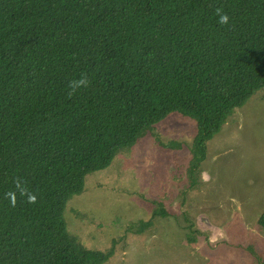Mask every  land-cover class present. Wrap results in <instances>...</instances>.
Here are the masks:
<instances>
[{"label":"trees","instance_id":"obj_1","mask_svg":"<svg viewBox=\"0 0 264 264\" xmlns=\"http://www.w3.org/2000/svg\"><path fill=\"white\" fill-rule=\"evenodd\" d=\"M261 91L264 0H0V264H107L64 217L87 177L178 114L197 126L195 189Z\"/></svg>","mask_w":264,"mask_h":264},{"label":"rangeland","instance_id":"obj_2","mask_svg":"<svg viewBox=\"0 0 264 264\" xmlns=\"http://www.w3.org/2000/svg\"><path fill=\"white\" fill-rule=\"evenodd\" d=\"M196 134L173 114L119 150L68 202V231L107 264H264V91L209 143L192 189Z\"/></svg>","mask_w":264,"mask_h":264},{"label":"clouds","instance_id":"obj_3","mask_svg":"<svg viewBox=\"0 0 264 264\" xmlns=\"http://www.w3.org/2000/svg\"><path fill=\"white\" fill-rule=\"evenodd\" d=\"M217 15L219 17L218 23L220 24H227L229 21V17L222 13L219 9L217 10ZM87 84V80L86 79H81L79 81H76L73 83V88L75 89L76 87L82 86V85H86ZM71 95V93H70ZM22 194H23V190H22ZM8 197H10V202L12 204V206H15L16 204V196L13 193H8ZM36 201V197L34 195H28V202L29 203H35Z\"/></svg>","mask_w":264,"mask_h":264}]
</instances>
